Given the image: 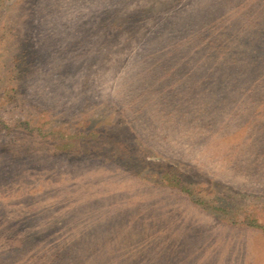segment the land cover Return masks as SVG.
I'll return each mask as SVG.
<instances>
[{"label": "rangeland", "instance_id": "374dc122", "mask_svg": "<svg viewBox=\"0 0 264 264\" xmlns=\"http://www.w3.org/2000/svg\"><path fill=\"white\" fill-rule=\"evenodd\" d=\"M0 264H264V0H0Z\"/></svg>", "mask_w": 264, "mask_h": 264}]
</instances>
